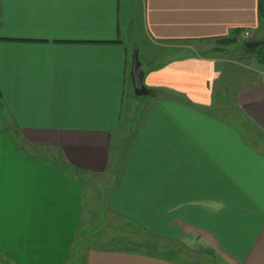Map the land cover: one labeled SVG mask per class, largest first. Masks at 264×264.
<instances>
[{
    "label": "crops",
    "instance_id": "crops-1",
    "mask_svg": "<svg viewBox=\"0 0 264 264\" xmlns=\"http://www.w3.org/2000/svg\"><path fill=\"white\" fill-rule=\"evenodd\" d=\"M257 8L258 0H0V112L33 153L0 125V264H70L80 177H107L111 166L118 177L105 210L218 264H264V79L230 90L220 57L185 51L234 31L254 37ZM136 26L165 51L141 63V104L125 98L134 96L132 56H141ZM60 154L78 177L62 172ZM83 264L179 263L93 248Z\"/></svg>",
    "mask_w": 264,
    "mask_h": 264
},
{
    "label": "rangeland",
    "instance_id": "rangeland-1",
    "mask_svg": "<svg viewBox=\"0 0 264 264\" xmlns=\"http://www.w3.org/2000/svg\"><path fill=\"white\" fill-rule=\"evenodd\" d=\"M135 5L137 7V3ZM244 33L241 36L232 34L223 42L211 41L210 43H190L187 44L188 46L186 45L188 48L185 49V51L187 50L199 55H208L212 53L213 57H220L224 66L227 85H229L227 86L225 84V86L230 87V90L234 84H237V86L247 83L252 84L259 78L264 79V65L260 64L258 58L259 52L264 53V46L261 44L264 42V23L260 24L259 31L254 34V37L251 36V33H249V37H245ZM132 36H134L140 49V61L143 64L142 69H147L148 66L153 65L148 59L150 54H154V56L157 57L156 63H158V60L162 58L159 55H163L165 52L164 49L153 47L151 44L144 41L140 26L135 27ZM245 43L249 44L245 45ZM219 50L223 51V55L216 54ZM143 70L140 69L141 72ZM226 80H224V82ZM126 97L130 98L135 104L149 101V97L136 98L135 96H125V98ZM129 101L130 100L125 99L126 107L128 104H131ZM231 114L232 113L227 111L225 116L227 117ZM0 115V125L5 126V128L2 129L3 132L6 133L7 137H9L17 147L24 151L23 148H25L26 145L21 141L18 129H16L12 120L9 118L8 112L1 111ZM238 116H233L235 119L232 123L242 131L256 134L248 121L242 118L241 114ZM118 147L114 145V148H112L114 154L122 152ZM25 149L32 153L29 149ZM38 153H40V156L41 154H43V156L45 154L42 150ZM111 167L107 177H80L83 186L81 222L75 248L72 251V260L70 264H83L85 252L93 248L121 249L132 252L148 253L173 260L179 264H218L213 258L202 253L198 246L187 248L186 245L181 242L175 244L169 241H162L138 228L134 223L125 221L119 216L105 210V198L114 185L112 183L115 182L118 177V169L115 166ZM112 171L114 174H111Z\"/></svg>",
    "mask_w": 264,
    "mask_h": 264
},
{
    "label": "water",
    "instance_id": "water-1",
    "mask_svg": "<svg viewBox=\"0 0 264 264\" xmlns=\"http://www.w3.org/2000/svg\"><path fill=\"white\" fill-rule=\"evenodd\" d=\"M141 62L137 55H133L131 59V68L129 72L133 94L136 98L147 97L148 90L144 86V75L140 71Z\"/></svg>",
    "mask_w": 264,
    "mask_h": 264
},
{
    "label": "trees",
    "instance_id": "trees-1",
    "mask_svg": "<svg viewBox=\"0 0 264 264\" xmlns=\"http://www.w3.org/2000/svg\"><path fill=\"white\" fill-rule=\"evenodd\" d=\"M257 12H258V21L259 23H264V2L262 0H258V8H257ZM244 31H234L232 34L236 35V36H241L243 35ZM225 41V39H219L216 40L215 42H223ZM249 43H245V45H248ZM261 44H263L264 46V42H262ZM258 58H259V62L261 65H264V53L263 52H259L258 54ZM60 160H61V164H60V169L62 170L63 173H67L69 175L78 177L79 176V172L72 169V167H70L66 161L63 160L62 155L60 154Z\"/></svg>",
    "mask_w": 264,
    "mask_h": 264
},
{
    "label": "built area",
    "instance_id": "built-area-1",
    "mask_svg": "<svg viewBox=\"0 0 264 264\" xmlns=\"http://www.w3.org/2000/svg\"><path fill=\"white\" fill-rule=\"evenodd\" d=\"M244 36H245V37H249V33H248V32H245V33H244Z\"/></svg>",
    "mask_w": 264,
    "mask_h": 264
}]
</instances>
